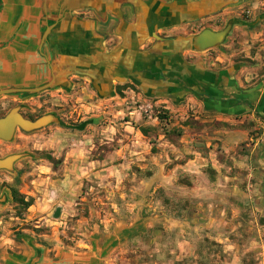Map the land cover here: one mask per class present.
I'll return each instance as SVG.
<instances>
[{"label":"rangeland","instance_id":"obj_1","mask_svg":"<svg viewBox=\"0 0 264 264\" xmlns=\"http://www.w3.org/2000/svg\"><path fill=\"white\" fill-rule=\"evenodd\" d=\"M128 85L136 93L118 90L115 100L79 86L68 89L60 105L33 104L25 118L53 114L59 120L38 130L17 129L10 141H0L1 158L21 155L13 168L0 170V264L30 236L45 244L36 234L51 235L60 221L65 231L55 232L61 240L85 244L113 241L108 236L118 224L119 240L105 264H264V99L223 115H180L165 104L150 114L136 101L137 88ZM88 132L97 138L95 156L119 162V186L82 177L81 187L65 197L79 212L61 220L50 210V221L37 229L41 217L25 204L41 202L33 182L42 173L37 167L54 161L49 153L58 140L65 155L81 149L75 142ZM222 135L226 145L217 140ZM209 141L218 145L210 146L214 152Z\"/></svg>","mask_w":264,"mask_h":264},{"label":"crops","instance_id":"obj_2","mask_svg":"<svg viewBox=\"0 0 264 264\" xmlns=\"http://www.w3.org/2000/svg\"><path fill=\"white\" fill-rule=\"evenodd\" d=\"M228 26L218 46L191 48L204 29ZM262 64L264 0H0V117L14 107L23 114L33 104L60 105L64 93L79 86L115 100L118 90L136 93L128 84L137 88L141 105L165 104L180 115L189 110L223 115L264 99ZM44 85L49 86L34 90ZM217 138L226 145V135ZM96 141L88 132L75 142L82 148L65 155L58 143L49 153L54 161L37 167L42 173L33 182L41 202L28 207L41 217L37 229L53 210H60L61 220L79 212L65 197L81 187L82 177L119 186V162L112 164L108 154L95 156ZM114 156L119 160V149ZM53 224L58 227L51 235L35 233L45 244L30 236L5 255L4 264H105L119 240L118 224L108 236L114 240L103 244L65 242L55 232L65 231L62 221Z\"/></svg>","mask_w":264,"mask_h":264},{"label":"water","instance_id":"obj_3","mask_svg":"<svg viewBox=\"0 0 264 264\" xmlns=\"http://www.w3.org/2000/svg\"><path fill=\"white\" fill-rule=\"evenodd\" d=\"M229 29L230 26L219 32L204 29L199 35L195 36L190 46L196 50H205L210 47L218 46L225 38V35H227ZM48 86L49 85H44L34 90L42 91ZM57 120L59 119L53 114H46L36 120H30L23 116L19 107H14L8 111L7 114L0 117V141H10L14 137L17 129H22L23 131L38 130ZM20 157V154H12L2 158L0 157V170L13 168L14 163L19 160ZM262 191L264 193V185ZM59 216L60 210L58 209L55 213V217L57 218Z\"/></svg>","mask_w":264,"mask_h":264},{"label":"built area","instance_id":"obj_4","mask_svg":"<svg viewBox=\"0 0 264 264\" xmlns=\"http://www.w3.org/2000/svg\"><path fill=\"white\" fill-rule=\"evenodd\" d=\"M144 110L146 111V113H150V114H152V113H153V106L147 104V105L145 106Z\"/></svg>","mask_w":264,"mask_h":264},{"label":"trees","instance_id":"obj_5","mask_svg":"<svg viewBox=\"0 0 264 264\" xmlns=\"http://www.w3.org/2000/svg\"><path fill=\"white\" fill-rule=\"evenodd\" d=\"M25 204L27 207H29L32 204V202H26Z\"/></svg>","mask_w":264,"mask_h":264}]
</instances>
